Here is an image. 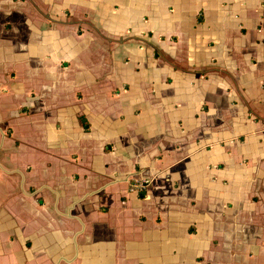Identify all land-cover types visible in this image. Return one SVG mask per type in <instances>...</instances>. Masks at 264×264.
I'll list each match as a JSON object with an SVG mask.
<instances>
[{
  "label": "crops",
  "instance_id": "obj_1",
  "mask_svg": "<svg viewBox=\"0 0 264 264\" xmlns=\"http://www.w3.org/2000/svg\"><path fill=\"white\" fill-rule=\"evenodd\" d=\"M0 264H264V0H0Z\"/></svg>",
  "mask_w": 264,
  "mask_h": 264
},
{
  "label": "built area",
  "instance_id": "obj_2",
  "mask_svg": "<svg viewBox=\"0 0 264 264\" xmlns=\"http://www.w3.org/2000/svg\"><path fill=\"white\" fill-rule=\"evenodd\" d=\"M148 184V181L143 180L142 182L135 183L134 185H132L131 190L135 192L146 191Z\"/></svg>",
  "mask_w": 264,
  "mask_h": 264
}]
</instances>
